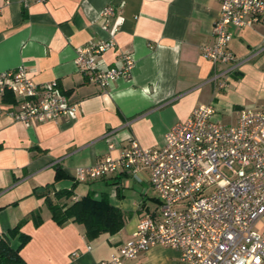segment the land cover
Returning a JSON list of instances; mask_svg holds the SVG:
<instances>
[{
    "label": "crops",
    "instance_id": "0c3cea01",
    "mask_svg": "<svg viewBox=\"0 0 264 264\" xmlns=\"http://www.w3.org/2000/svg\"><path fill=\"white\" fill-rule=\"evenodd\" d=\"M105 7L111 16L102 17ZM218 16L216 0H0V73L24 66L35 83L56 81L77 105L74 118L24 126L8 115L15 99H0V236L26 220L20 232L30 240L19 252L26 264H98L130 239L143 214L156 212L145 173L141 182L122 173L77 183L76 168L117 158L130 138L143 148L162 146L164 134L199 105L211 104L226 125L243 108L264 111V26L232 31L230 50L247 60L219 89L222 79L212 81L215 70L200 52L212 43ZM118 17L101 68H122L126 55L133 64L102 89L77 70L75 50L108 39ZM57 191H72L62 200L68 204L105 198L124 214L123 229L88 240L82 225H56L43 194ZM125 264L182 263L176 250L157 246Z\"/></svg>",
    "mask_w": 264,
    "mask_h": 264
},
{
    "label": "built area",
    "instance_id": "2783aa9c",
    "mask_svg": "<svg viewBox=\"0 0 264 264\" xmlns=\"http://www.w3.org/2000/svg\"><path fill=\"white\" fill-rule=\"evenodd\" d=\"M216 1L213 41L200 52L215 70L212 81L222 79L223 89L247 60L230 50L232 31L264 26V0ZM101 15L112 11L105 7ZM121 21L118 17L108 39L75 50L77 70L102 89L132 68L131 55L123 57L122 68H101ZM8 94L15 99L8 115L24 126L74 118L77 109L56 81L37 84L24 66L0 73V99ZM215 113L211 104L199 105L164 134L162 146L143 148L130 138L117 158L75 169L77 183L122 173L141 182L145 173L159 203L156 212L143 214L130 239L98 264H125L157 246L176 250L182 264H264V111L243 108L233 125L216 120Z\"/></svg>",
    "mask_w": 264,
    "mask_h": 264
},
{
    "label": "trees",
    "instance_id": "16d2710c",
    "mask_svg": "<svg viewBox=\"0 0 264 264\" xmlns=\"http://www.w3.org/2000/svg\"><path fill=\"white\" fill-rule=\"evenodd\" d=\"M5 102L13 103V97L7 95ZM60 176L57 173L56 178ZM72 195V191H57L53 197L44 195V205L50 212L51 220L58 226L72 222L84 227L85 236L88 240L96 239L102 234L115 235L120 232L125 224L124 214L117 208L112 207L105 198L94 199L87 195L70 204L62 202ZM35 227L42 224L39 212L30 214ZM26 220L8 230L0 236V264H26L20 257V250L29 242L30 237L22 234L20 229ZM17 238L18 245L13 247L11 240Z\"/></svg>",
    "mask_w": 264,
    "mask_h": 264
},
{
    "label": "rangeland",
    "instance_id": "374dc122",
    "mask_svg": "<svg viewBox=\"0 0 264 264\" xmlns=\"http://www.w3.org/2000/svg\"><path fill=\"white\" fill-rule=\"evenodd\" d=\"M154 204H152V206H153Z\"/></svg>",
    "mask_w": 264,
    "mask_h": 264
}]
</instances>
